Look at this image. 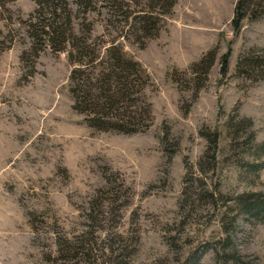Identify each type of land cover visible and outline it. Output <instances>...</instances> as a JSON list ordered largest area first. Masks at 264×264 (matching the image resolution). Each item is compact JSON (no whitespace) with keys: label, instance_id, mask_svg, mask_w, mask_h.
<instances>
[{"label":"rangeland","instance_id":"rangeland-1","mask_svg":"<svg viewBox=\"0 0 264 264\" xmlns=\"http://www.w3.org/2000/svg\"><path fill=\"white\" fill-rule=\"evenodd\" d=\"M237 1L176 0L141 46L149 0H0V264H264L239 203L264 197V0L235 31ZM111 45L149 76L141 132L73 107Z\"/></svg>","mask_w":264,"mask_h":264},{"label":"trees","instance_id":"trees-1","mask_svg":"<svg viewBox=\"0 0 264 264\" xmlns=\"http://www.w3.org/2000/svg\"><path fill=\"white\" fill-rule=\"evenodd\" d=\"M150 11L141 10L135 20L138 42L144 46L146 39L158 34L161 16L169 14L176 0H149ZM252 0H238L231 20L232 27L238 31L247 15ZM159 7V12H154ZM154 8V9H153ZM153 9V10H152ZM159 13V14H158ZM256 17V15H254ZM109 61L90 75L85 69L74 68L69 76L70 91L74 100V109L85 113V121L91 128L102 131H116L125 134L137 133L149 126V105L139 106L138 97H134V87H142L149 76L136 60L129 58L118 46L107 49ZM213 55V52L208 54ZM228 54L222 56L223 66L227 65ZM145 102V101H144ZM256 152L264 158V140L256 145ZM256 167L264 166V161ZM242 212L248 216H264V197L259 194L241 198Z\"/></svg>","mask_w":264,"mask_h":264}]
</instances>
